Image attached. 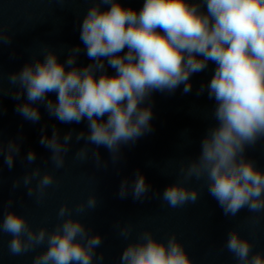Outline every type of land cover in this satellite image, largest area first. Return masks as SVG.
I'll return each instance as SVG.
<instances>
[{
  "label": "clouds",
  "instance_id": "obj_1",
  "mask_svg": "<svg viewBox=\"0 0 264 264\" xmlns=\"http://www.w3.org/2000/svg\"><path fill=\"white\" fill-rule=\"evenodd\" d=\"M91 4L81 24L80 40L92 63L83 68L74 66L79 46L71 49L63 64L55 52L46 50L43 61L36 59L9 76L10 83L19 89L13 98L20 100L24 93L27 97L16 111L26 120L38 122L40 112L33 105L40 102L61 123L78 124L86 118L89 133H78L76 140L84 139L97 149L107 148L115 164L121 159L122 145H134L153 131L151 106H142L152 93H173L181 84L184 93L190 92V76L204 71L211 61L216 65L214 75L206 86H200L197 95L207 90L208 98L215 101L213 117L217 123L202 139L199 156L182 165L180 173L184 182L206 177L208 192L225 216L235 217L244 208L250 212L264 210V171L245 155L247 148L264 139V0H144L138 12L125 8L119 0H92ZM102 4L110 7L101 10ZM0 43H11V36L3 29ZM105 61L115 70L114 75L107 73ZM65 64L70 70L66 71ZM49 93L57 94L56 102L47 98ZM71 138L69 132L61 142L55 128L50 138L41 136L40 144L51 151L56 169L65 165ZM89 151L98 167H107L106 162L102 165L99 151L87 146L80 148L75 158L85 161ZM19 153L17 142L9 141L6 149L0 142V154L9 169ZM26 159L34 162L35 152L29 151ZM33 180L37 181L35 186ZM184 182L164 189L162 199L170 207L197 201L198 190ZM53 183V174L46 171L41 175L39 167L23 177L27 194L31 197L37 193L38 202ZM19 185L17 180L13 187ZM130 187L134 200L143 201L151 191L139 170L131 184L127 178L121 181L119 196L126 198ZM11 206L9 200L8 208ZM96 206L93 194L75 211L82 213L86 207ZM72 212L67 204L62 205L57 212L62 222L49 232L46 227L33 230L23 215L7 211L0 221V233L12 237L9 253L23 255L46 242L47 248L32 264H93L94 258L103 261V253L97 256L95 251L102 243L101 236L89 235ZM131 233L130 225L120 230L125 239ZM225 247L238 264H264V254H252L251 242L236 230L229 232ZM120 262L193 264L175 235L165 243L150 231L127 244Z\"/></svg>",
  "mask_w": 264,
  "mask_h": 264
}]
</instances>
